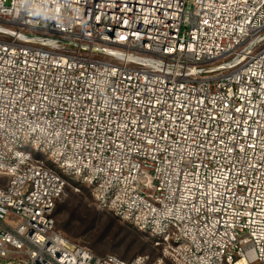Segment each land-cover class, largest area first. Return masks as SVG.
Here are the masks:
<instances>
[{
	"label": "built area",
	"instance_id": "2783aa9c",
	"mask_svg": "<svg viewBox=\"0 0 264 264\" xmlns=\"http://www.w3.org/2000/svg\"><path fill=\"white\" fill-rule=\"evenodd\" d=\"M0 176V264H264V0H0ZM68 179L161 256L62 235Z\"/></svg>",
	"mask_w": 264,
	"mask_h": 264
},
{
	"label": "rangeland",
	"instance_id": "374dc122",
	"mask_svg": "<svg viewBox=\"0 0 264 264\" xmlns=\"http://www.w3.org/2000/svg\"><path fill=\"white\" fill-rule=\"evenodd\" d=\"M7 181L8 177L0 176V186ZM68 181L66 194L55 210L59 231L98 256L114 255L124 261L139 256L155 261L161 256V251L145 233L101 209L88 187L72 179Z\"/></svg>",
	"mask_w": 264,
	"mask_h": 264
},
{
	"label": "trees",
	"instance_id": "16d2710c",
	"mask_svg": "<svg viewBox=\"0 0 264 264\" xmlns=\"http://www.w3.org/2000/svg\"><path fill=\"white\" fill-rule=\"evenodd\" d=\"M58 204V203H57ZM56 207H58V205H56ZM56 210V209H55ZM56 215V211H55V213H54V217H56L55 216ZM58 227V226H57ZM58 229V228H57ZM59 231V230H58ZM62 235H64L66 238H68L69 240H71V241H73L72 239H70L67 235H65L64 233H62L61 231H59ZM145 235H147V234H145ZM148 236V235H147ZM149 237V236H148ZM150 238V237H149ZM151 239V238H150ZM152 240V239H151ZM74 242V241H73Z\"/></svg>",
	"mask_w": 264,
	"mask_h": 264
}]
</instances>
